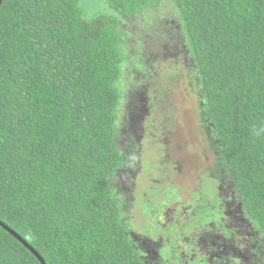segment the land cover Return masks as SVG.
<instances>
[{"label": "trees", "instance_id": "1", "mask_svg": "<svg viewBox=\"0 0 264 264\" xmlns=\"http://www.w3.org/2000/svg\"><path fill=\"white\" fill-rule=\"evenodd\" d=\"M85 1L0 2V221L45 264H148L129 233L144 219L124 221L112 186L124 165L120 23L154 18L162 0ZM172 3L204 131L264 244V0ZM25 243L0 225V264H41Z\"/></svg>", "mask_w": 264, "mask_h": 264}, {"label": "rangeland", "instance_id": "2", "mask_svg": "<svg viewBox=\"0 0 264 264\" xmlns=\"http://www.w3.org/2000/svg\"><path fill=\"white\" fill-rule=\"evenodd\" d=\"M173 6L162 0L163 13L154 18L143 13L136 25L120 23L128 62L114 139L124 165L113 176V194L128 225L144 219L129 233L148 264H264L259 232L204 131L186 40L172 28ZM135 192L156 211L137 209Z\"/></svg>", "mask_w": 264, "mask_h": 264}, {"label": "water", "instance_id": "3", "mask_svg": "<svg viewBox=\"0 0 264 264\" xmlns=\"http://www.w3.org/2000/svg\"><path fill=\"white\" fill-rule=\"evenodd\" d=\"M1 2V0H0ZM0 225H2L4 228H6L7 230H9L14 236H16L19 240H21L22 242L25 243V241L23 239H21L14 231H12L9 227H7L6 225H4L1 221H0ZM26 246L35 254V256L39 259V261L41 262V264H45L44 260L42 259V257L35 251L33 250V248H31V246L27 243H25Z\"/></svg>", "mask_w": 264, "mask_h": 264}]
</instances>
